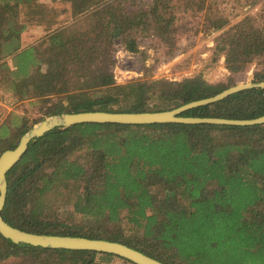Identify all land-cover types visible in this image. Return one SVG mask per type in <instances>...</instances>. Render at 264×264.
Masks as SVG:
<instances>
[{"label":"trees","instance_id":"trees-1","mask_svg":"<svg viewBox=\"0 0 264 264\" xmlns=\"http://www.w3.org/2000/svg\"><path fill=\"white\" fill-rule=\"evenodd\" d=\"M34 1L0 0V92L41 103L37 120L11 113L0 123V154L48 116L167 110L233 86L201 74L115 81L117 45L133 53L139 36H152L171 48L194 19L196 31H220L213 53L224 57L229 73L253 66L251 81H264V24L258 23L264 2L230 25L218 0H53L69 5L68 22L50 24L36 43L23 46L21 8ZM182 115L259 117L264 88ZM6 179L1 214L21 230L118 241L166 264H264V124L53 128L29 142ZM115 259L134 264L110 253L13 243L0 234V264Z\"/></svg>","mask_w":264,"mask_h":264},{"label":"rangeland","instance_id":"rangeland-1","mask_svg":"<svg viewBox=\"0 0 264 264\" xmlns=\"http://www.w3.org/2000/svg\"><path fill=\"white\" fill-rule=\"evenodd\" d=\"M218 1V9H222V12L231 19L230 25L245 14L252 15L261 8L264 2V0L260 2L259 0ZM68 6L67 3L59 1L35 0L31 7H22L20 17L27 23V28L21 35L23 46L36 43L44 34L45 28L53 26L50 24L68 22ZM183 20L185 21V17ZM258 23L264 24L262 21ZM195 24L194 19L190 23V30L179 29L176 45L171 48L164 45L157 37L152 36H139L138 51L133 53L117 45L113 66L115 81L123 84L132 79L181 80L201 74L210 83L228 85L252 82L253 66L245 72L231 74L224 66V57L214 55V38L220 31L210 34L196 31L193 27ZM11 113L24 115L28 122H32L41 117V103H30L28 100L16 101L8 93L0 92V123L8 119ZM113 264L125 263L115 259Z\"/></svg>","mask_w":264,"mask_h":264},{"label":"water","instance_id":"water-1","mask_svg":"<svg viewBox=\"0 0 264 264\" xmlns=\"http://www.w3.org/2000/svg\"><path fill=\"white\" fill-rule=\"evenodd\" d=\"M252 87L264 88V81L234 84L215 95L190 101L167 110L140 112H111L102 110L80 111L52 115L41 120L20 137L14 148L6 149L0 154V234L13 243H24L43 248L91 250L110 253L127 259L134 264H166L118 241L102 238H88L84 236L34 233L10 225L3 219L1 214L7 196L6 174L19 161L31 140L43 136L53 128H67L80 123H119L131 125L153 123H208L241 126L264 124V115L251 119H226L221 117L182 115L186 110L215 103L233 93Z\"/></svg>","mask_w":264,"mask_h":264}]
</instances>
